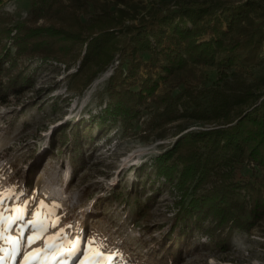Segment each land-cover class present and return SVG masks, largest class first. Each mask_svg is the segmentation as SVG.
Segmentation results:
<instances>
[{
  "label": "trees",
  "instance_id": "1",
  "mask_svg": "<svg viewBox=\"0 0 264 264\" xmlns=\"http://www.w3.org/2000/svg\"><path fill=\"white\" fill-rule=\"evenodd\" d=\"M29 1L30 21L15 22L1 11L0 0V105L12 104L33 87L26 62L40 59L69 67L79 60L78 73L72 76V91L79 94L96 74V70H88L93 65L98 70L105 68L117 53L118 66L107 79V102L96 117L99 122L74 126L71 139L65 129L53 138L52 144L56 139L69 142L73 176L86 168L83 154L93 144L91 125L103 129L118 122L127 134L142 108L151 104L156 112L145 123L144 139L155 128L176 120L179 97L173 95V89L201 85L200 67L213 69L226 84L229 70L246 69L262 60L264 27L253 18L255 0H179L172 8L161 7L154 0L143 18L128 24L125 21L132 17L129 8H136L131 5L133 0ZM83 17L88 21L83 22ZM82 46L85 50L80 56ZM142 53L161 63L158 72L137 83L133 77L141 66ZM201 107L184 111L183 116L217 123L214 127L183 134L180 127L172 135V145L149 167L138 169V177L146 173V181L134 183L136 194L144 195L145 183L153 186L162 178V186L172 185L180 199L167 232L151 237V242L144 243L145 254H131L123 264H178L190 250L188 242L195 231L211 240L218 237L216 244L223 246L225 239L219 232L221 236L227 229L225 236H230L237 229L251 234L264 220V94L255 96L249 89L244 93L215 90L210 102ZM243 164L251 168L249 175L241 174ZM33 172L25 173L24 190L30 189ZM114 191L94 208L100 212L118 201L123 191ZM241 192L246 199L239 201ZM151 195L143 202L139 196L133 198L137 213L149 207L155 197ZM204 223L208 226L203 230Z\"/></svg>",
  "mask_w": 264,
  "mask_h": 264
},
{
  "label": "rangeland",
  "instance_id": "2",
  "mask_svg": "<svg viewBox=\"0 0 264 264\" xmlns=\"http://www.w3.org/2000/svg\"><path fill=\"white\" fill-rule=\"evenodd\" d=\"M153 1L133 0L131 5L136 8H129V13L134 20L125 23H136L143 18L154 6ZM178 1L158 0L165 8L174 7ZM219 1L242 3L246 0ZM255 1L258 5L253 18L264 27V0ZM30 10L29 0H3L1 6V11L15 22L30 21ZM82 20L87 22L88 18ZM84 50L82 46L80 56ZM260 57L261 61L246 69L229 70L226 84L213 69L200 67L201 85L173 89V95L179 97L173 116L176 120L155 128L144 139L141 136L145 134V123L156 112L151 104L142 108L140 118L133 122L127 134L118 122L103 129L91 125L93 144L83 154L86 168L76 176L72 175L69 142L62 144L56 139L52 144V141L61 129L71 139L70 129L74 126L99 122L96 117L101 115L107 102V79L118 66L117 53L105 68L98 70L93 65L88 70H96V74L79 94L72 91L75 80L72 76L78 73L79 60L69 67L40 59L26 62L33 74V87L12 104L0 105V199H3L0 213L4 217L0 228L9 229L5 232L7 237L23 236L21 255L6 258L5 264H25L36 249L42 250L41 264H123V259L131 254H145L144 243L169 229L180 195L172 185L162 186V178L153 186L145 183L144 195L136 194L134 183L146 179V173L138 177V169L149 167L169 148L175 140L172 135L180 127L183 134L217 124L183 116L184 111L188 113L208 104L213 91L244 93L249 89L255 96L264 94V46ZM140 61L141 66L133 77L137 83L148 74L158 72L161 63L149 53L140 54ZM160 133L165 137H158ZM29 169L34 170L32 185L24 190V175ZM240 171L242 175H249L251 168L243 164ZM150 179L154 180L155 176L151 175ZM118 188L123 191L118 201L102 207L100 212L94 208L96 202ZM156 189L160 190L154 193ZM152 193L155 197L149 207L137 213L133 198L139 196L143 202ZM237 199L245 200V194L241 192ZM247 214L248 209L242 218H247ZM207 226L204 223L203 230ZM231 231L230 236H225L227 229L221 236L219 232V237L225 239L223 246L216 244L218 237L211 240L208 235L195 231L188 242L190 250L182 254L178 264H264V220L251 234L237 229ZM32 237H36L34 242L29 239ZM0 247L9 249L11 245L3 240Z\"/></svg>",
  "mask_w": 264,
  "mask_h": 264
},
{
  "label": "snow or ice",
  "instance_id": "3",
  "mask_svg": "<svg viewBox=\"0 0 264 264\" xmlns=\"http://www.w3.org/2000/svg\"><path fill=\"white\" fill-rule=\"evenodd\" d=\"M3 203V199H0V204ZM4 223V217L2 213H0V224ZM7 228H0V241L8 240L11 247L9 249H5L0 247V264H5V259H13L15 256L21 255L20 245L23 242V236L19 239H13L12 237L5 236V232L8 231ZM32 242L35 241L36 237L29 238ZM42 250L36 249L33 253L29 254V258L25 260V264H41L43 259ZM97 256L100 255L99 252L96 253ZM95 264V262H92Z\"/></svg>",
  "mask_w": 264,
  "mask_h": 264
}]
</instances>
